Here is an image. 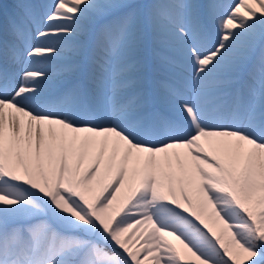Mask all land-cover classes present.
I'll list each match as a JSON object with an SVG mask.
<instances>
[{"label": "snow or ice", "instance_id": "snow-or-ice-1", "mask_svg": "<svg viewBox=\"0 0 264 264\" xmlns=\"http://www.w3.org/2000/svg\"><path fill=\"white\" fill-rule=\"evenodd\" d=\"M0 264H264V0H0Z\"/></svg>", "mask_w": 264, "mask_h": 264}, {"label": "rangeland", "instance_id": "rangeland-1", "mask_svg": "<svg viewBox=\"0 0 264 264\" xmlns=\"http://www.w3.org/2000/svg\"><path fill=\"white\" fill-rule=\"evenodd\" d=\"M2 2L7 4V3H11V0H2Z\"/></svg>", "mask_w": 264, "mask_h": 264}, {"label": "bare ground", "instance_id": "bare-ground-1", "mask_svg": "<svg viewBox=\"0 0 264 264\" xmlns=\"http://www.w3.org/2000/svg\"><path fill=\"white\" fill-rule=\"evenodd\" d=\"M13 2V0H11V3ZM11 3H7V4H11Z\"/></svg>", "mask_w": 264, "mask_h": 264}]
</instances>
